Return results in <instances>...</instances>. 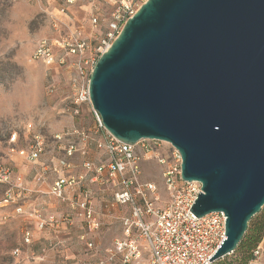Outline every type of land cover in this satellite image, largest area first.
<instances>
[{"label":"water","instance_id":"water-1","mask_svg":"<svg viewBox=\"0 0 264 264\" xmlns=\"http://www.w3.org/2000/svg\"><path fill=\"white\" fill-rule=\"evenodd\" d=\"M116 138L164 140L199 181L191 211L226 215L210 261L232 254L264 207V0H146L90 77Z\"/></svg>","mask_w":264,"mask_h":264},{"label":"rangeland","instance_id":"rangeland-1","mask_svg":"<svg viewBox=\"0 0 264 264\" xmlns=\"http://www.w3.org/2000/svg\"><path fill=\"white\" fill-rule=\"evenodd\" d=\"M145 1L78 0L66 6L64 0H0V162L12 171L9 182H0V264H121V256L111 259L109 249L123 237L120 216L128 213L129 207L109 212L106 205L111 192L91 185L102 224L99 231L82 238L85 222L81 210L50 193L56 179L82 173L84 161H98L103 152L91 145L87 155L76 153L70 159V168L44 173L46 166L59 164L68 143L79 140L70 133L73 127L85 126L91 128L92 135H100L94 132L88 105H82L81 114L75 117L67 110L73 96L67 67L48 66L32 55L41 39L75 31L97 45L111 30L120 7L128 5L137 11ZM13 134L17 135L15 141H11ZM36 134L44 142V151L36 160L10 151L12 147L29 148ZM57 134L62 138L57 139ZM142 169V179L157 184L159 204L164 206L171 197L162 167L151 160L143 163ZM40 174L45 176L43 182L36 179ZM19 175L21 188L17 187ZM41 221L47 224L41 227ZM27 231L32 235L30 242L25 238ZM261 243V255L253 256L248 264H264V238ZM236 257L230 254L214 264H238Z\"/></svg>","mask_w":264,"mask_h":264},{"label":"built area","instance_id":"built-area-1","mask_svg":"<svg viewBox=\"0 0 264 264\" xmlns=\"http://www.w3.org/2000/svg\"><path fill=\"white\" fill-rule=\"evenodd\" d=\"M77 1L64 0V4L69 6ZM135 12L128 5L120 7L114 14L111 30L97 45H92L81 32L75 31L60 38L41 39L33 52L32 57L36 61L48 66L59 64L67 67L73 91L67 110L75 117L81 114L82 105H88L94 120V132L100 135H92L91 128L85 126L73 127L70 133L79 140L68 143L63 148L59 164L46 166L44 173L70 168V159L76 153L87 155L91 145L103 152V158L98 161L86 159L82 173L56 179L50 193L81 210L85 222L82 238L99 231L102 224L91 185L103 186L111 192V201L106 205L109 212L128 206V213L120 216L123 237L117 238L109 249L113 253L111 259L115 255L121 256V264H212L210 259L227 238V217L223 211H216L198 218L191 211L202 191V183L183 180L180 151L164 140L143 138L135 144L122 142L108 131L91 101L89 83L92 71L100 55L109 49L127 19ZM56 138L61 139L62 136L57 134ZM16 139L17 135L13 134L11 141ZM10 151L34 161L44 151L43 138L36 134L29 148L12 147ZM151 160L162 167L165 189L171 197L164 206L159 204L157 184L142 179V165ZM11 172V168L0 162V182H9ZM17 179L20 182L17 187H23L21 175ZM36 179L43 182L45 176L40 174ZM78 190L80 194L77 196ZM45 224L41 221V227ZM31 236L27 231V242H30ZM88 245L92 247L93 243ZM262 249L263 243H260L254 250V257H259ZM100 264L107 263L101 261Z\"/></svg>","mask_w":264,"mask_h":264},{"label":"trees","instance_id":"trees-1","mask_svg":"<svg viewBox=\"0 0 264 264\" xmlns=\"http://www.w3.org/2000/svg\"><path fill=\"white\" fill-rule=\"evenodd\" d=\"M264 238V207L250 223V226L238 248L232 253L237 254L235 262L238 264H248L253 256L254 250ZM219 263L221 261H215ZM213 262L212 264H214Z\"/></svg>","mask_w":264,"mask_h":264}]
</instances>
